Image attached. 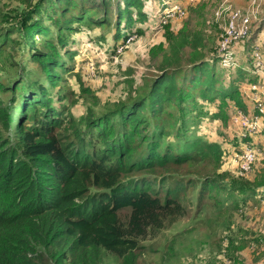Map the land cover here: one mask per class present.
Here are the masks:
<instances>
[{
  "label": "trees",
  "instance_id": "1",
  "mask_svg": "<svg viewBox=\"0 0 264 264\" xmlns=\"http://www.w3.org/2000/svg\"><path fill=\"white\" fill-rule=\"evenodd\" d=\"M16 1L20 8L0 10V69L11 68L7 79L0 75V264H41L45 257L53 264H102L108 254L137 264L143 239L186 216L190 187L199 184V200L221 208L237 207L240 196L264 198V168L226 183L223 149L198 134L207 116L200 100L232 102L235 110H245L246 101L235 82H221L219 56L207 55V6L194 7L179 31L167 28L165 43L150 51L153 72L128 98L100 106L72 73L78 53L69 48L70 34L109 28L111 18L115 42L123 23L142 34L144 0ZM253 28L244 41L251 52L258 38L264 41V23ZM23 48L38 71L14 59ZM71 74L80 97L92 102L80 117L72 110L78 97L71 101ZM243 79L239 70L234 80ZM223 112L213 118L225 120Z\"/></svg>",
  "mask_w": 264,
  "mask_h": 264
},
{
  "label": "rangeland",
  "instance_id": "2",
  "mask_svg": "<svg viewBox=\"0 0 264 264\" xmlns=\"http://www.w3.org/2000/svg\"><path fill=\"white\" fill-rule=\"evenodd\" d=\"M167 1L144 0L147 21L140 27L143 33L138 34L131 29H126L123 23L121 27L123 37L119 42L113 40L115 33L113 18H111L112 22L109 28L81 27L77 33L70 34L69 48L78 53L72 73L79 74L82 83L95 92L100 106L125 100L134 88L142 84L144 77L153 72L150 70L151 49L165 43L168 27L175 32L182 29L190 19L189 16L194 7L205 6L206 8L207 6V19H209L207 27H205L208 40L207 55L209 56L210 53V58L213 54L219 55L220 43L229 23L227 13L224 12L222 15L216 16L224 0H220L219 5L217 0H205L194 5H189L186 1L181 0L180 2L183 3L187 11L186 17L177 20L168 19L164 24L160 23L161 11L165 5H168ZM4 4L6 7L3 6ZM228 5L243 13L252 11L253 7L256 9L258 7L255 14L256 19L254 18L252 21L253 29L256 31L261 23H264V0H230ZM7 6L13 9L21 7L16 0H3L0 3V10L3 11ZM261 19L263 20L261 21ZM194 23L195 19L193 25ZM199 23L200 21L196 22L195 26L198 29L202 28ZM3 25L5 24L0 18V28ZM15 37L17 38V35ZM129 39L131 42L128 43ZM259 43L261 46L256 45ZM254 46V50L258 47L257 53L261 57V72L254 69V57L257 53H254V50L251 52V47L246 46L245 42L233 46L230 59L227 61L220 59L216 65L218 73H222L221 82L225 87H228L233 81L244 91L242 93L246 100L245 110L239 107L237 110L233 109L232 102H227L228 105H226L227 103L222 105L218 100L214 102L200 100L198 102L199 109L207 114L201 120L198 134L210 142H216L223 149L220 172L226 183H229L232 178L242 180L252 178L257 170L264 168L263 139L261 145L259 140L251 144L257 153L252 170L245 175L238 171L239 166L235 159L238 147L242 142H248V139L256 134L246 130V136L242 137L243 132L247 129L243 123L239 128H229L231 118L235 115L241 114L250 117L249 114L254 112L256 96L264 99V41L258 38ZM25 49H19L20 51L14 55V59H22L29 67L38 71L37 66L30 62L24 52H21ZM250 58L254 60L252 66ZM10 69L7 64L5 68L0 69V75L4 78L10 76V74L6 76ZM239 70L244 71L245 79L243 81L234 80L237 79ZM73 75H68L71 80L70 89L75 91V96L71 97V101L77 97L78 99L73 104L72 110L75 116L80 117L86 113L87 107L92 102L86 97H80V82ZM254 75L259 78V81L252 85L246 84L247 81L254 82L256 80ZM131 81H133L134 87H132ZM254 85L258 86L259 91L252 89ZM59 89L56 88L52 92L54 101H58ZM63 103L68 104L69 100L65 99ZM219 105L221 111L226 114L225 120L213 118V114L220 111ZM94 109L98 111L96 105H94ZM260 124L261 128L258 133L264 135V117L260 120ZM199 187L200 185L197 184L196 187L189 188L188 199L184 203L187 209L185 217L167 223L156 236L150 235L140 242L141 249L136 254L137 264H233V262L234 264H264V198L258 197L257 200H254L248 196H240L241 200L236 204L237 207L232 205L221 208L217 205V201L213 204L210 198L202 203L199 200ZM109 255L103 256L102 264H121L117 258ZM41 264L53 263L48 257H45Z\"/></svg>",
  "mask_w": 264,
  "mask_h": 264
},
{
  "label": "built area",
  "instance_id": "3",
  "mask_svg": "<svg viewBox=\"0 0 264 264\" xmlns=\"http://www.w3.org/2000/svg\"><path fill=\"white\" fill-rule=\"evenodd\" d=\"M181 0H168L166 4L163 5L161 14L160 23L166 24L169 20H177L186 17L187 11L183 6ZM186 1L189 5L199 4L205 0H182ZM230 0H224L223 5L220 10L216 13V16L222 15L224 12L229 15V23L226 26L225 33L223 36V40L220 43V52L219 58L227 61L230 59L232 55V48L235 45L243 43L251 34V24L255 18V14L259 9L257 7H253L254 9L250 12L243 13L240 10L233 9L228 5ZM256 19V18H255ZM131 42L129 39L128 43ZM258 47L255 48L254 53H257ZM255 64L254 69L261 72V57L260 54L257 53L256 57H254ZM254 91H259L257 85L252 87ZM250 117L244 115H235L231 118V124L229 128H239V126L243 123V125L247 128L243 132L242 137L246 136L248 131L257 134L261 128L260 120L264 117V99L256 96L255 97V106L254 113L249 115ZM260 124V125H259ZM251 133V134H252ZM245 135V136H244ZM252 143L250 142H242L238 147V153L235 156L236 162L238 163V171L242 174H248L253 167L256 159V149L252 147ZM264 197V194L262 195ZM261 198V197H259Z\"/></svg>",
  "mask_w": 264,
  "mask_h": 264
},
{
  "label": "crops",
  "instance_id": "4",
  "mask_svg": "<svg viewBox=\"0 0 264 264\" xmlns=\"http://www.w3.org/2000/svg\"><path fill=\"white\" fill-rule=\"evenodd\" d=\"M249 108H250V107H249ZM262 134H263V133H262ZM263 139H264V135H261L259 141L262 142Z\"/></svg>",
  "mask_w": 264,
  "mask_h": 264
}]
</instances>
